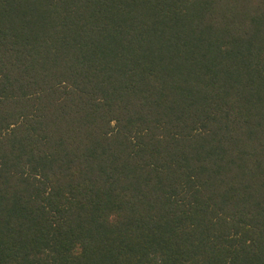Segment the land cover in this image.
Returning <instances> with one entry per match:
<instances>
[{
	"label": "trees",
	"instance_id": "trees-1",
	"mask_svg": "<svg viewBox=\"0 0 264 264\" xmlns=\"http://www.w3.org/2000/svg\"><path fill=\"white\" fill-rule=\"evenodd\" d=\"M0 264H264V0H0Z\"/></svg>",
	"mask_w": 264,
	"mask_h": 264
}]
</instances>
